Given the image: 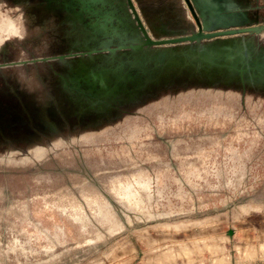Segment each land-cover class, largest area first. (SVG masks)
Wrapping results in <instances>:
<instances>
[{"label": "rangeland", "instance_id": "1", "mask_svg": "<svg viewBox=\"0 0 264 264\" xmlns=\"http://www.w3.org/2000/svg\"><path fill=\"white\" fill-rule=\"evenodd\" d=\"M54 1L76 13L71 0ZM133 3L149 15L159 8ZM247 15L262 22L264 8ZM76 22L95 34L78 14ZM255 36L264 45V32ZM87 50L0 60V122L14 96L2 95L13 85L5 71L101 56L78 54ZM158 97L97 102L120 117L90 138L28 157L0 153V264H264V93L242 84ZM19 137L5 144L44 136Z\"/></svg>", "mask_w": 264, "mask_h": 264}, {"label": "water", "instance_id": "2", "mask_svg": "<svg viewBox=\"0 0 264 264\" xmlns=\"http://www.w3.org/2000/svg\"><path fill=\"white\" fill-rule=\"evenodd\" d=\"M71 1L76 14L102 39L101 46L78 53H100L102 58L97 67L83 72L75 80H70L64 74L65 82L77 92L81 100L90 98L89 102L101 101L109 104V107L113 105L120 108L109 98L147 86L151 80H159L163 71L161 67L175 56L180 57L181 67L192 71L199 67L212 68L221 77L230 73L231 81L239 80L243 85L247 77L252 78L249 80L259 79L258 84L264 82V51L259 49L254 40L255 35L264 32V21L252 23L247 15L249 9L264 8V0L262 3L255 0L247 6L234 0H184L197 24V30L160 40H153L149 36L132 0ZM221 35L234 36L220 38L223 42L212 46L202 40ZM186 41L188 43L180 44ZM155 43L175 45L168 48L156 46L151 50L145 47ZM160 49L167 50L165 60L150 64L151 58ZM54 58L38 60L51 62ZM155 68V74L146 78ZM207 71L203 70V74ZM107 75L112 79L103 85V78ZM245 91L241 93L242 96ZM134 110L131 109V112Z\"/></svg>", "mask_w": 264, "mask_h": 264}, {"label": "bare ground", "instance_id": "3", "mask_svg": "<svg viewBox=\"0 0 264 264\" xmlns=\"http://www.w3.org/2000/svg\"><path fill=\"white\" fill-rule=\"evenodd\" d=\"M133 1L135 2L136 0ZM148 1H152L154 5H159V8L153 15L147 14L144 9H139L137 5L136 8L151 38H154L155 36H162L165 34H175L179 31L180 28L187 26L191 29L193 28L194 30H197V28L193 27L194 25H192L188 21L189 19H191V17L188 14V10L186 9L187 4L184 0ZM56 19L61 35L59 36V39L56 41L55 45H53L49 41L47 33H43L44 40L42 43L46 47L45 53H47V51L52 48H55L54 54H58L64 52H76L80 50H86L94 46L102 45L101 40L98 36L81 30L82 28L77 25L78 23L73 22V19H70L69 17L64 16L60 13H57ZM65 24L69 26L71 25V30H64V27L66 26ZM212 38H203L202 40L206 42V44L208 43L207 45L212 46L221 42L222 40H220V38L223 39L226 37H220L216 39ZM254 40L258 43L259 49L264 51V45L259 42L256 36ZM185 43H188V41L180 44ZM165 44L168 45L155 43L147 47L151 50L159 45H163L164 47L166 46L167 48L168 46L173 45V43ZM166 51V49H160L157 52V55L151 58L150 64L165 60L167 56L165 55ZM101 58L102 56L79 57L76 59H63L62 61L57 63L59 70L56 73L58 75V78L57 80H55L58 82V86H60L61 90L56 89L58 91V95L54 94L53 98H55V100L59 104L60 109L57 107V112L56 110L54 111L51 109L41 111L42 119H46L48 114L50 115V120L53 119L54 115L57 116V118L59 119V124L55 125V129H57L56 131L53 130L54 125H46V127L49 126L48 128H50V134H59L58 132L61 130L64 135L73 138V136L76 134L79 135V133L82 134L84 132L89 131L94 136L100 133L103 129H105L108 125L112 124L114 121H117V119L120 117L119 112H117L116 114H107L109 112L108 109H104L105 107L102 105H98L97 102H89L90 98L81 100L77 92L72 90V88L67 84V82H65L64 74L70 80H75L83 72H87L88 70H92L93 68L97 67V65L101 61ZM181 65L182 62L180 57L175 56V58L168 62L167 65L161 67L163 71L159 80H151L147 86H144L142 88L137 87L130 93H120L119 95H117L116 98H112V101L120 104L135 102L143 103L146 101L158 99V95L160 92H162L163 94H167L183 92L185 90L191 89H224V87L226 86L235 90L239 88L240 85H242L239 80L231 81L230 74L225 75L224 77H222L224 80L222 79L220 80V82H218V80H216L215 71L212 68L205 69V67H199L196 71H192V69L183 68L181 67ZM41 67H44V65L41 64ZM203 70L208 71L203 74ZM156 71L157 68L153 69L145 77L147 78L154 75ZM103 79V85H105L108 81L112 79V77L110 75H107ZM249 79L252 78L247 77L245 82L248 89H262L264 91V82L258 84V82L260 81L259 79ZM22 95H24L25 97H29L28 94ZM46 113L48 114L46 115ZM29 116L30 118H32L31 114ZM62 121L63 123L60 124V122ZM39 127L41 128V130H46V127L42 124L39 125ZM22 140L23 139H20L18 143L25 142Z\"/></svg>", "mask_w": 264, "mask_h": 264}, {"label": "flooded vegetation", "instance_id": "4", "mask_svg": "<svg viewBox=\"0 0 264 264\" xmlns=\"http://www.w3.org/2000/svg\"><path fill=\"white\" fill-rule=\"evenodd\" d=\"M7 7V10H6ZM57 13L73 19L76 22V13L71 11L66 5L58 4L54 0H7L3 4L0 3V60L2 59H21L29 55L42 56L45 54L54 55L55 48L46 52L43 45V33H47L51 44L55 45L59 39L61 32L57 23ZM249 17V16H248ZM47 19V22H46ZM79 25L83 28V25ZM71 30V25L64 27V30ZM12 67L4 73L13 83L12 86L2 88L4 97L13 96L11 106L7 105L5 115L0 122V153L6 154L7 157H23L34 153H45L49 148L56 144H60L66 138L60 130L59 134H50L47 124H59L57 116L46 113V119H42L41 111L58 110L59 104L53 98L54 94L58 95L57 90H61L56 81L57 71L47 69L43 70ZM56 79V80H55ZM57 89V90H56ZM264 93L262 89H258ZM22 94H28L25 97ZM2 99H0V102ZM58 107V108H57ZM60 109V108H59ZM32 118H30V115ZM33 121V122H32ZM46 122V123H45ZM33 123V124H32ZM60 122V124H62ZM44 125L46 130H41L39 125ZM64 125V124H63ZM57 133V132H56ZM43 135V139L35 138ZM20 136V138L29 139L27 142H15L5 144L12 136ZM93 134L89 131L74 135L73 138H90Z\"/></svg>", "mask_w": 264, "mask_h": 264}]
</instances>
